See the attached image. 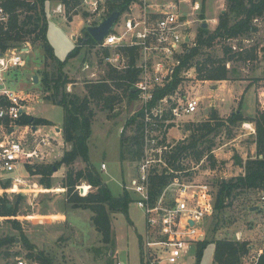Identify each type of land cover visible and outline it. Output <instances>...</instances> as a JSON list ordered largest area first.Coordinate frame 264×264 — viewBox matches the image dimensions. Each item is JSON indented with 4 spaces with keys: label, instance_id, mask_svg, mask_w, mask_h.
Segmentation results:
<instances>
[{
    "label": "rangeland",
    "instance_id": "1",
    "mask_svg": "<svg viewBox=\"0 0 264 264\" xmlns=\"http://www.w3.org/2000/svg\"><path fill=\"white\" fill-rule=\"evenodd\" d=\"M103 1L105 3V0ZM134 1L138 0L132 2ZM196 3L198 8L193 12L194 16L188 18L195 20L191 23V29L195 32L198 31L202 22H207V19L211 18L218 19L219 14L226 9V0H205L204 2L196 0ZM59 4L60 0L45 1L44 7L48 19L47 39L56 57L60 60L67 58L77 45L81 47L67 61L65 69L69 73L68 76L75 82L68 84L66 89L79 96H84L86 83L107 78L106 75L111 68L121 72L130 66V52L126 50L130 47L121 48L125 57H129L127 68L117 69L106 63L103 47L81 43V38L84 36L83 29L89 25V17L84 15L87 7L82 3L76 6L69 13L71 16L69 20L64 13L62 3V12H55ZM186 6L183 5V10H187ZM135 12L137 14L138 10L136 9ZM254 25L258 29L251 34L253 40L247 41L242 37L238 38L236 43L241 40L244 48L254 47V43L257 44L258 48H261V57L256 56L252 61L235 63L239 72L238 79H232L226 84L210 80L203 83L197 79L196 70L190 71V76L183 77L179 85L180 93L187 96H199L201 105L197 113L179 119L177 125L170 128L166 134L167 142L174 144L184 138L188 134L184 126L190 122L207 120L211 111L216 112L222 119H226L232 111L239 108L242 102L240 105L242 112L250 114L257 107V94L260 93L264 99V15L262 19L254 22ZM207 27L213 29L209 24ZM117 29L121 28L117 27ZM72 36L75 37L74 40ZM24 46L29 48L24 55V62L15 72L11 73L9 78L13 77L15 90L22 91L26 97L28 95L30 97L26 99L23 114L46 119L49 123L35 126L37 128L35 131H33L34 125L17 124L13 137L21 141L26 148H31L39 135L49 137L53 141L52 155L42 162L32 161L30 164H53L69 147V144L62 138L64 112L61 106L43 98L39 83H32V75L37 74L40 80L42 72L51 68L50 65L44 66L42 47L39 44L31 45L30 43ZM204 51V54L197 59H202L206 53L221 56L219 44L204 49ZM136 54L134 49L132 65L134 68L137 65ZM212 85L218 86L215 92L211 91ZM110 88L112 93L119 95V100L114 103L112 110L95 104L91 105L95 116L88 145L90 161L99 169L101 179L112 195L117 196L123 191L122 179L127 172H132L134 167V161L127 156L121 159L120 141L123 136L133 134L134 126L127 125L126 122L138 109V104L128 96L123 88H116L114 85ZM210 101L214 103L212 106L209 105ZM247 132L248 130L243 128L241 122L229 125L227 128H220L217 130L216 137L213 138L214 145L211 151L215 165L211 167V161L204 155L199 161L193 157L186 158L184 166L192 171L191 179L207 183L212 189L211 212L206 214L200 226L202 239H234L237 231L242 232L243 240L247 239L253 244L249 253L252 258L256 255L258 247L264 249L263 222L259 215L250 211V207L256 205L258 191L246 190L232 201L231 206L221 211L215 212L213 208L217 182L242 174L243 163L249 157L256 155L254 135H249ZM240 160L242 164H239ZM101 163L106 164V170H100ZM25 164L20 162L13 172L0 176V196L4 202H8L9 206L15 207V215L11 218H14L20 227L16 228V223L0 215V237L6 235L15 237V242L9 247V261H13L15 255L24 257L28 253L20 240L23 234L36 250L43 251L51 258L52 264H116V262L141 264L140 240L144 237L145 225L143 212L135 203L129 204L127 215L124 213L111 215L114 241L111 247L101 241V234L92 225L90 220L92 212L88 209L72 208L66 202V190L61 187L65 166L53 172L50 177L51 188L45 189L38 183L39 176L27 173ZM73 166L79 169L83 168L85 163L79 160ZM15 179L19 180L16 187L12 185ZM6 181H9L8 187L3 188ZM83 183L85 184L84 181ZM74 191L77 192L76 189ZM90 191H93L92 188ZM213 247L212 242L207 244L203 249L199 264H213ZM196 250V245L190 246L179 264H195ZM251 258L248 259L249 262Z\"/></svg>",
    "mask_w": 264,
    "mask_h": 264
},
{
    "label": "trees",
    "instance_id": "2",
    "mask_svg": "<svg viewBox=\"0 0 264 264\" xmlns=\"http://www.w3.org/2000/svg\"><path fill=\"white\" fill-rule=\"evenodd\" d=\"M46 0H0V9L5 14L6 21L0 22V52L10 48H20L26 44H39L44 51V66H51L50 70H44L40 77V86L43 98L63 108L64 117L62 124V138L69 147L61 157L53 164H30L26 163L25 168L28 174L40 177L38 183L45 189L51 188V175L54 171L65 166V174L61 179V187L66 190V202L72 208L88 209L92 212L91 223L95 230L101 234V241L111 247L114 245L111 227V215L124 213L127 215L132 197L126 191L117 196L112 195L108 186L102 181L99 169L93 165L89 156L88 140L92 133V122L95 111L92 104L101 106L104 109L112 110L114 103L119 100V95L112 93L113 85L123 90L132 99L136 97L133 93V84L137 77V69L132 67L134 63L135 47L127 48L130 52V66L125 71L110 69L107 78L86 83V94L79 96L76 93L67 91L68 84L75 81L71 79L66 70L69 58L73 57L79 45L69 53L67 58L60 60L56 57L53 47L47 39L48 19L45 11ZM133 0H105L106 16L119 7L120 15L125 12ZM205 0H203L204 2ZM82 0H60L64 6V13L71 20L70 12L80 5ZM88 12L84 15L88 16ZM264 15V0H226V9L218 16L216 27L211 30L202 24L198 27L196 34V45L189 52L182 56L181 63L175 69L172 80L164 88L157 91L156 96L161 97L173 93L183 81L181 72L184 69L194 66L199 80L222 81L238 79L239 72L235 63L238 61L248 62L256 58V48L249 47L233 51L228 44L229 38H250L251 34L257 31L254 20ZM203 18V17H202ZM84 36L81 38L83 45L95 46L98 43L90 36L86 29H83ZM239 47L242 41L238 40ZM219 44L221 56L206 53L202 59H197L204 54V49H209ZM103 52L108 55L110 50L104 48ZM229 64V67L227 66ZM257 107L253 117H244L240 109L230 113L226 119H222L214 111H211L205 121L187 123L184 128L188 134L181 140L170 143V150L166 152L165 159L174 170H183L181 164L183 159L193 157L199 161L205 155L211 161V167L215 165V159L211 153L214 145L213 138L217 130L227 128L244 120L253 122L255 128L254 143L256 155L249 157L243 163V173L230 179H222L217 182L214 191V211H221L232 205V201L246 190H260L264 188V99L257 94ZM213 110V109H212ZM141 112L134 113L126 122L133 125V134L123 136L120 141V157L127 156L131 161L140 157V129L141 123L137 117ZM49 121L43 118L31 117L22 114L17 124L23 125H45ZM171 126V125H170ZM212 136V137H209ZM124 157V158H125ZM85 163L83 168H74L77 161ZM242 164V161H239ZM173 177V174L155 173L150 177L151 193L156 196L162 188ZM91 185L92 190L86 196H79L74 191L75 186L80 182ZM8 182L3 188L8 187ZM0 196V215L8 217L16 228H20L17 221L11 217L15 215V207L9 206ZM20 240L27 250L26 257L38 260L42 264H52V260L43 251L36 250L27 237L23 234ZM15 242V237H0V255L3 258L9 257V247ZM214 244L213 264H243V257L251 252L247 240L219 238L216 240L202 239L196 242V260L199 264L203 249L208 243ZM112 248H110L111 250ZM142 264V263H141ZM256 264H264V251L259 255Z\"/></svg>",
    "mask_w": 264,
    "mask_h": 264
},
{
    "label": "built area",
    "instance_id": "3",
    "mask_svg": "<svg viewBox=\"0 0 264 264\" xmlns=\"http://www.w3.org/2000/svg\"><path fill=\"white\" fill-rule=\"evenodd\" d=\"M81 3L87 7L89 25H95L106 17L103 0H82ZM183 5H187V10H183ZM197 8L196 0L134 1L119 15L102 41L97 42L98 46L111 51L104 60L117 69L128 66L129 57H125L121 48L135 47L137 52L138 77L132 89L136 95L134 101L138 104L134 113L141 112L137 117L141 123V154L134 160L132 172H127L122 179V187L144 215L145 233L140 240L142 264H179L190 246L196 245L203 237L200 226L206 214L211 212L210 185L191 179L193 173L184 166L185 159L181 162L185 167L183 170H174L165 159L171 148L166 134L179 119L199 111L201 98L181 94L180 86L171 94L156 96L157 91L172 80L182 56L196 45V32L191 29L195 20L188 18L194 16ZM55 12H62L61 3ZM6 18L0 9V22ZM257 21L259 19L254 20ZM236 40L229 38L227 41L232 50L244 49ZM25 48L28 46L0 52V176L13 172L20 162H42L53 153V141L43 134L37 137L31 148L24 147L13 137L17 120L24 113L26 99L30 97L15 90L14 80L9 76L23 64L24 55L29 51V48L24 51ZM192 70H195L194 66L184 69L181 76H190ZM213 104L210 101L209 105ZM242 126L248 134H255L252 123L243 122ZM106 168V164L101 163L100 170ZM162 171L173 174V177L154 196L150 177ZM18 181L15 179L12 185L16 187ZM91 188L86 182L75 186L81 196H86ZM256 200L253 206L264 211V188L258 190ZM235 238L240 240L238 233H235ZM9 259L0 255V264H42L26 256L15 255L13 261Z\"/></svg>",
    "mask_w": 264,
    "mask_h": 264
},
{
    "label": "crops",
    "instance_id": "4",
    "mask_svg": "<svg viewBox=\"0 0 264 264\" xmlns=\"http://www.w3.org/2000/svg\"><path fill=\"white\" fill-rule=\"evenodd\" d=\"M260 19H262V17L261 18H259V20ZM203 23V22H202ZM201 23V24H202ZM207 26H208V24H209V26H211L213 29L216 27V25H217V23H218V19L217 18H211L210 20H208L207 19ZM210 23H212V24H210ZM212 29V30H213ZM258 29V28H257ZM196 34H197V32H196ZM254 34V33H253ZM74 36H72V38H73ZM75 39V37L73 38V40ZM246 40H253V37H252V35L250 36V38H248V39H246ZM254 45H255V48L256 49H258V51H256L255 53H257L258 55H256L257 57H261V48H258V46H257V44H255L254 43ZM264 56V55H263ZM259 57V58H260ZM229 67V66H228ZM17 70V69H16ZM16 70H14V71H12V72H10V76H11V73H13V72H15ZM66 70V69H65ZM67 72V71H66ZM67 74H69L68 72H67ZM13 78V77H12ZM202 81V80H201ZM230 80H222V81H217V82H222L223 84H226V83H228ZM203 83H206V82H208V80H203L202 81ZM230 84H232V83H230ZM247 84V83H246ZM237 85H240V84H237ZM241 87V86H240ZM247 86H245V88H246ZM211 88H212V90L211 91H213V92H215L216 90H217V88H218V86H214V85H212L211 86ZM257 100V99H256ZM242 103V102H241ZM241 103H240V105H241ZM239 105V109H240V111H241V113H242V115L244 116V117H253L254 116V114H255V108L253 109V111H252V113H250V114H248V113H244V112H242V110H241V106ZM243 122H250V123H252L253 124V122L252 121H250V120H244V121H242V123ZM11 131V130H10ZM58 131V130H57ZM249 135H254V134H249ZM253 143H254V137H253ZM253 207V206H252ZM251 208V207H250ZM251 211V210H250ZM253 213H255L256 215H259L260 217H261V219L260 220H262V222H263V225H264V211H262V210H260V209H258L257 208V210H254L253 211ZM263 234H264V227H263ZM236 233H238L239 234V236H240V240H242L243 239V233L242 232H236ZM201 239H202V237H201ZM200 239V240H201ZM245 240H247V239H245ZM248 241V240H247ZM249 242V245H250V249H252V243L250 242V241H248ZM213 250H214V247H213ZM264 251V249L263 248H261V247H258V249L256 250V255H254V256H252V258L250 257V255H246V256H244L243 257V264H253L254 263V261L259 257V255L262 253ZM249 258H251V260H250V262L248 261V259ZM142 261V260H141ZM142 263V262H141Z\"/></svg>",
    "mask_w": 264,
    "mask_h": 264
},
{
    "label": "water",
    "instance_id": "5",
    "mask_svg": "<svg viewBox=\"0 0 264 264\" xmlns=\"http://www.w3.org/2000/svg\"><path fill=\"white\" fill-rule=\"evenodd\" d=\"M119 15H120V9H119V7H117L112 12H110L106 17H104L99 23H97L95 25H87L86 30L90 34V36L96 42L99 43L112 29V27L116 23ZM202 26L206 27L207 23L203 22ZM24 51H28V48H25ZM31 79H32V83H34V84L39 83V77L37 74L32 75ZM35 129H36V127L34 126L33 130H35ZM250 210L251 211L257 210V207L253 206L250 208ZM190 224H192V221H190Z\"/></svg>",
    "mask_w": 264,
    "mask_h": 264
}]
</instances>
